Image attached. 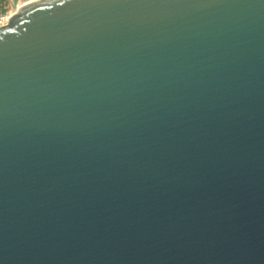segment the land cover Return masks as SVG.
Here are the masks:
<instances>
[{
  "label": "water",
  "instance_id": "1",
  "mask_svg": "<svg viewBox=\"0 0 264 264\" xmlns=\"http://www.w3.org/2000/svg\"><path fill=\"white\" fill-rule=\"evenodd\" d=\"M0 264H264V0L10 17Z\"/></svg>",
  "mask_w": 264,
  "mask_h": 264
},
{
  "label": "built area",
  "instance_id": "2",
  "mask_svg": "<svg viewBox=\"0 0 264 264\" xmlns=\"http://www.w3.org/2000/svg\"><path fill=\"white\" fill-rule=\"evenodd\" d=\"M39 0H0V27L9 23L10 17L19 10Z\"/></svg>",
  "mask_w": 264,
  "mask_h": 264
}]
</instances>
